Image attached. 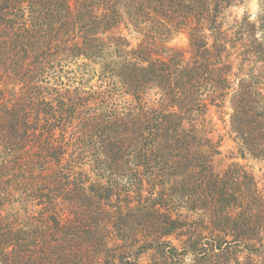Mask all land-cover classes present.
<instances>
[{
    "label": "trees",
    "instance_id": "16d2710c",
    "mask_svg": "<svg viewBox=\"0 0 264 264\" xmlns=\"http://www.w3.org/2000/svg\"><path fill=\"white\" fill-rule=\"evenodd\" d=\"M244 1L0 0V264H264V187L216 169L209 119L264 162V0L223 30Z\"/></svg>",
    "mask_w": 264,
    "mask_h": 264
},
{
    "label": "rangeland",
    "instance_id": "374dc122",
    "mask_svg": "<svg viewBox=\"0 0 264 264\" xmlns=\"http://www.w3.org/2000/svg\"><path fill=\"white\" fill-rule=\"evenodd\" d=\"M259 11L258 0L244 1L242 4L231 9L228 18L223 23V30L236 26V21H240L245 14H249L251 16V20H253L258 15ZM124 24L120 27L119 32L133 45H136L139 42V37L141 36L135 31V28L132 25L127 26ZM169 47H187V37L183 34L174 36L169 43ZM91 85H96L95 80L91 82ZM230 112L231 110L229 109L228 104L222 108L212 107L209 112V119L212 122L211 128L213 137L215 138V141L220 142L221 145V155L216 159V169L222 170L228 167L231 163H239L249 172H252L256 179L260 182V185L264 187V162L257 161L251 157L243 158L240 155L238 146L234 141V137L230 133ZM239 257L241 261H245L248 254L243 251L240 253ZM187 263H190L189 259H187Z\"/></svg>",
    "mask_w": 264,
    "mask_h": 264
}]
</instances>
